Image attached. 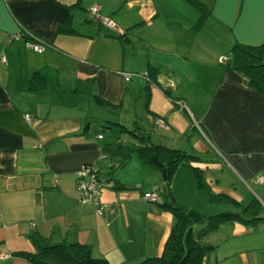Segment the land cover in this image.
<instances>
[{"label": "crops", "instance_id": "crops-1", "mask_svg": "<svg viewBox=\"0 0 264 264\" xmlns=\"http://www.w3.org/2000/svg\"><path fill=\"white\" fill-rule=\"evenodd\" d=\"M199 1L197 25L188 0H0V264H31L30 234L88 244L109 264L160 254L174 214L142 197L164 184L138 153L148 142L197 154L164 190L184 172L182 186L193 179L215 201L251 196L255 217L208 231L203 264H264V96L218 60L261 42L264 0ZM84 163L97 168L100 211L75 188Z\"/></svg>", "mask_w": 264, "mask_h": 264}, {"label": "trees", "instance_id": "trees-1", "mask_svg": "<svg viewBox=\"0 0 264 264\" xmlns=\"http://www.w3.org/2000/svg\"><path fill=\"white\" fill-rule=\"evenodd\" d=\"M188 1L199 10L196 21L198 25L207 9L199 0ZM221 63L224 69H237L242 72L247 83L264 96V35L258 44L233 43L227 52L226 60ZM35 74L36 72L33 76ZM31 83L32 81L29 84ZM137 150L142 159L159 171L164 184L170 180L178 162L197 156L193 150L169 147L160 143H142L138 145ZM95 169L99 187L97 168ZM164 184L156 183L149 190L157 191L159 200L153 202L169 208L174 214V222L164 240L161 253L146 256L132 264H203L205 253L212 247L206 239L208 231L227 218L235 217L248 221L255 217H245L250 203L242 205L239 212L221 210L204 216L199 210L174 202L169 190H164ZM163 195L165 199H162ZM196 223H200L201 226L197 227ZM29 237L35 249L21 250L20 253L31 264H109L105 258L92 255L88 244L64 240L50 242L47 238L34 234H30Z\"/></svg>", "mask_w": 264, "mask_h": 264}, {"label": "built area", "instance_id": "built-area-1", "mask_svg": "<svg viewBox=\"0 0 264 264\" xmlns=\"http://www.w3.org/2000/svg\"><path fill=\"white\" fill-rule=\"evenodd\" d=\"M88 11L90 14L98 19L101 23L105 24L108 27H115V24L113 21L106 15H101L97 11V7L92 5L89 6ZM26 35H29V32H26ZM26 44L32 47V49L36 51H40L42 49V44L33 41V40H26ZM224 58V55H219L218 59L221 60ZM142 76L147 78V74L145 72L140 73ZM129 77V73L124 74V78L127 79ZM178 106L179 109H183L185 107V103L182 100H178ZM24 117L27 119L29 118V114H24ZM157 123L160 126H166L161 118L157 119ZM95 166L91 163H84L75 171V188L78 191L79 198L81 199H91L94 201L96 205V209L98 211L101 210L102 205L99 204L97 200V194H98V183L96 179V172H95ZM260 176H258L259 178ZM142 197L151 201H157L159 200V196L157 195V191H150L146 190L142 193ZM6 253L1 254L0 256L5 255Z\"/></svg>", "mask_w": 264, "mask_h": 264}, {"label": "rangeland", "instance_id": "rangeland-1", "mask_svg": "<svg viewBox=\"0 0 264 264\" xmlns=\"http://www.w3.org/2000/svg\"><path fill=\"white\" fill-rule=\"evenodd\" d=\"M222 55H224V58L221 60L218 59L220 62H224L226 60L227 53H224ZM144 112L145 109L143 113ZM188 152L189 151H187V153ZM184 175H185L184 172L177 173V177L175 178L174 181V188H172L173 191L170 190L171 191L170 195L174 196V199L172 198V200L180 205H184L186 207L199 210L204 216L216 211L238 209L242 205H246L249 199L251 198V196H249V199L242 202L241 205L235 203L233 200L215 201L216 199L214 196H205L204 193L198 191L199 189L197 190L195 186H193V179L191 180V184H186V186H182L179 181V178ZM193 176L197 184L196 173L193 172ZM245 217H247V215ZM196 226L199 227L201 226V224L196 223Z\"/></svg>", "mask_w": 264, "mask_h": 264}]
</instances>
